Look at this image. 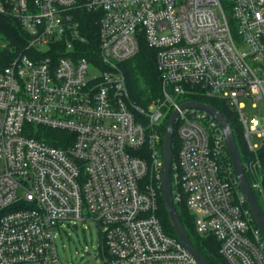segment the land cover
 I'll return each mask as SVG.
<instances>
[{
    "label": "built area",
    "instance_id": "1",
    "mask_svg": "<svg viewBox=\"0 0 264 264\" xmlns=\"http://www.w3.org/2000/svg\"><path fill=\"white\" fill-rule=\"evenodd\" d=\"M81 10L99 16L97 62L83 54ZM0 12L29 36L0 67V264H63L57 234L79 222L100 228L105 264H201L159 215L161 129L176 109L175 204L186 202L195 231L214 236L228 264H264L221 125L180 108L193 90L221 100L250 151L264 146V127L248 125L241 102L264 101V0H0ZM143 41L163 83L147 108L130 102L122 68ZM41 128L74 137L57 147L34 135ZM244 166L263 194L259 160Z\"/></svg>",
    "mask_w": 264,
    "mask_h": 264
},
{
    "label": "trees",
    "instance_id": "2",
    "mask_svg": "<svg viewBox=\"0 0 264 264\" xmlns=\"http://www.w3.org/2000/svg\"><path fill=\"white\" fill-rule=\"evenodd\" d=\"M80 20L83 26V33L89 40L83 54L91 60L97 62L98 58V13H89L81 10ZM0 67L8 66L14 57L25 50L29 43V36L23 29L20 21L12 16L0 12ZM157 51L148 46L146 42L140 45V51L132 59L122 64V68L126 74L127 85L130 94V102L147 108L153 100L162 98L163 83L162 75L157 66ZM188 99L201 101L213 105L221 111L228 119L231 128L233 129L237 146L245 165L249 160H259V171L262 174V183L264 185V146L257 152H252L249 149L248 143L244 135L243 125L239 119L238 113L231 110L227 104L216 98L207 97L198 90L191 91ZM169 120L166 119L161 129V151L163 152V141L167 133ZM34 127V126H33ZM37 138L46 140L50 144L57 147H66V143L72 142L74 135L61 130L41 128L34 134ZM180 141L177 135V128L174 127L173 134V153L174 159L177 157ZM228 151V150H227ZM229 152V151H228ZM229 160L231 161L230 154ZM247 178L252 184L253 178L251 174L246 171ZM258 204L264 214V193L254 190ZM177 210L180 214L182 222L187 230L193 246L200 251L211 264H228L223 256L220 254V242L214 236L200 235L195 231L193 216L191 215L186 202H177ZM1 215V213H0ZM160 218L163 223L165 231L176 236L175 231L168 219L167 210L164 205L162 193H160Z\"/></svg>",
    "mask_w": 264,
    "mask_h": 264
},
{
    "label": "water",
    "instance_id": "3",
    "mask_svg": "<svg viewBox=\"0 0 264 264\" xmlns=\"http://www.w3.org/2000/svg\"><path fill=\"white\" fill-rule=\"evenodd\" d=\"M189 107L199 108L209 112L217 119V121L221 125L225 135L230 158L232 161L233 170L239 181V185L246 197L248 206L252 212L254 220L257 223L259 230L262 234V237L264 239V214L258 204L254 189L247 178L245 166L243 164L237 146L233 129L231 128L228 119L216 107L205 102L189 101L182 103L180 105L181 109L189 108ZM177 114H178V110L176 109L170 115L167 133L163 141V166H162V175H161V190H162L163 201L165 208L167 210L168 219L175 231L176 236L179 238L181 243L197 258V260L201 264H211L208 261V259L200 251H198L191 243L190 237L182 222V219L180 217V214L177 210L174 201L173 184H172V164L174 159L173 134H174V125Z\"/></svg>",
    "mask_w": 264,
    "mask_h": 264
},
{
    "label": "rangeland",
    "instance_id": "4",
    "mask_svg": "<svg viewBox=\"0 0 264 264\" xmlns=\"http://www.w3.org/2000/svg\"><path fill=\"white\" fill-rule=\"evenodd\" d=\"M241 102L245 105L243 111L248 125L264 127V101L255 103L242 98ZM250 140L253 144L261 143L256 133L250 135ZM56 242L63 264H105L100 250V228L95 223L79 222L76 227L65 226L64 231L57 234Z\"/></svg>",
    "mask_w": 264,
    "mask_h": 264
}]
</instances>
